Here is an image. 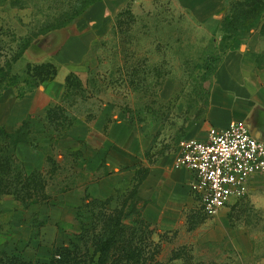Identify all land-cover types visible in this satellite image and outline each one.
<instances>
[{"label":"rangeland","instance_id":"rangeland-1","mask_svg":"<svg viewBox=\"0 0 264 264\" xmlns=\"http://www.w3.org/2000/svg\"><path fill=\"white\" fill-rule=\"evenodd\" d=\"M93 1L0 0V100L44 86L52 68L28 62L24 50L55 28L69 26L75 32ZM113 1L123 8L94 44L88 71L70 77L61 101L73 123L110 108L138 122L164 116L166 125L185 118L192 107L199 115L220 68L251 48L260 52L256 63L264 84L262 24L251 25L264 20V0ZM31 125L17 129L22 135L17 155L28 172H42L50 200L45 206L25 205L13 194L0 195V264L5 256L36 255L34 262H47L55 247L77 240L80 232L77 216L60 206L61 197L81 181L76 153L61 148L62 135H48L45 119ZM197 200L191 211L157 224L159 264H264V173L252 177L247 194L216 218L207 217L199 195ZM129 203L125 211L135 225L140 204L132 198ZM84 219L91 224L90 214ZM47 224L68 234L39 254L32 242Z\"/></svg>","mask_w":264,"mask_h":264},{"label":"crops","instance_id":"crops-1","mask_svg":"<svg viewBox=\"0 0 264 264\" xmlns=\"http://www.w3.org/2000/svg\"><path fill=\"white\" fill-rule=\"evenodd\" d=\"M122 8V4L113 0H100L75 25V32L69 26L59 28L29 46L24 53L28 62H52L58 73L44 86L23 96L6 94L0 100V127L14 132L25 121L31 123L43 118L48 124V135H58L47 121L49 109L57 105L63 107L61 101L69 76L86 74L94 44ZM251 49L248 55L240 53L220 68L216 84L199 115L196 107H192L185 118H174L172 125H166L164 116L138 122L110 108L91 119H79L63 126L67 133L59 132L58 136L63 138L60 146L76 153L81 181L61 197L64 204L60 206L77 216L76 228L80 232L84 225H90L84 216L90 214L93 219L91 202L115 197L111 203L115 207L116 195L139 184L142 214L155 229V239L158 223L174 221L184 210L191 211V205L198 203L195 172L175 166L182 140H205L210 128L226 129L237 120H245L253 133L264 139V84L256 63L260 52ZM164 96L165 90L162 91ZM225 209L214 217H207L216 218ZM41 230V235L32 242L39 254L48 252V246L68 234L62 233L63 228L48 224ZM35 257L30 255L24 259L34 262Z\"/></svg>","mask_w":264,"mask_h":264},{"label":"trees","instance_id":"trees-1","mask_svg":"<svg viewBox=\"0 0 264 264\" xmlns=\"http://www.w3.org/2000/svg\"><path fill=\"white\" fill-rule=\"evenodd\" d=\"M98 1L100 0L93 1L91 7ZM91 7L86 10V13ZM259 13L260 11L257 12V14ZM256 24H262L261 31L264 36L263 18L259 17L251 22L252 26ZM59 28L63 27L55 29ZM259 63L264 65V54L260 55ZM47 64L52 68V74L41 83L53 80L58 73L57 67L52 62H47ZM72 75L68 78L66 89ZM39 86L40 84L35 85L23 95ZM47 121L54 127L58 135L61 127L72 123L69 117L64 116L59 105L49 109ZM31 126L29 121H25L17 129H28ZM17 129L14 132H9L0 127V137L4 136L3 144L0 140V195L13 194L25 205L47 203L50 197L45 192L46 181L41 176L42 172H28L25 162L17 155V146L21 141L19 138L21 134ZM28 134L30 133L28 132ZM4 145L6 146L5 150ZM138 187L139 184H135L127 192L116 195L118 202L115 207L111 205L115 197L107 201L95 200L91 202L93 212L91 224L82 227L81 232L77 235V240L55 247L48 262L35 263L20 256H5V259L3 258L1 261L3 264H159L161 251L159 242L154 239L155 229L152 224L143 217L141 205L137 210L138 220L135 225L130 224L131 215L125 211L129 207L131 198L136 204H140ZM136 204L134 205L137 206Z\"/></svg>","mask_w":264,"mask_h":264},{"label":"built area","instance_id":"built-area-1","mask_svg":"<svg viewBox=\"0 0 264 264\" xmlns=\"http://www.w3.org/2000/svg\"><path fill=\"white\" fill-rule=\"evenodd\" d=\"M175 166L195 172L203 211L214 217L247 194L252 177L264 173V139L245 120L226 129L212 127L205 140L180 142Z\"/></svg>","mask_w":264,"mask_h":264}]
</instances>
